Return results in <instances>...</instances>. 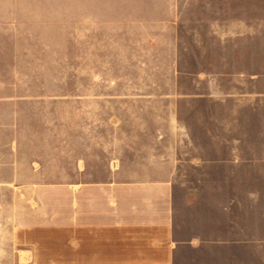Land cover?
<instances>
[{"label": "crops", "instance_id": "0c3cea01", "mask_svg": "<svg viewBox=\"0 0 264 264\" xmlns=\"http://www.w3.org/2000/svg\"><path fill=\"white\" fill-rule=\"evenodd\" d=\"M190 14L86 0L78 55L71 8L0 0V262L221 264L228 245L236 264L221 226L264 192L244 180L264 179V74Z\"/></svg>", "mask_w": 264, "mask_h": 264}, {"label": "rangeland", "instance_id": "374dc122", "mask_svg": "<svg viewBox=\"0 0 264 264\" xmlns=\"http://www.w3.org/2000/svg\"><path fill=\"white\" fill-rule=\"evenodd\" d=\"M147 1V0H145ZM41 7L61 9L62 21L67 18L68 8L76 12L78 55L83 54L84 40V8L86 0H23ZM170 6L167 4L166 7ZM174 7L180 8L186 15L187 22L200 23L206 26V40H222L220 50L222 56L236 52L238 70L259 72L264 74V0H174ZM72 13V12H71ZM212 26L215 28L213 29ZM230 44V48H228ZM228 52V54H227ZM83 57V56H82ZM83 60V59H82ZM78 59L75 102L78 107L76 123H84V75L83 63ZM81 67V70L79 69ZM264 80V78H263ZM67 83V81H66ZM74 81L71 80V93ZM69 92L68 84H65ZM242 180V179H240ZM252 189L262 188L264 179H244ZM260 186V187H259ZM237 208L232 218H226V227L222 232L233 233L238 237L233 251L236 253V264H264V192L237 195ZM234 217V218H233ZM230 223V224H228ZM229 225V228H228ZM230 229V230H229ZM229 246H222V254L228 252ZM221 256V264H227L228 258ZM228 255V254H226ZM3 260L0 264H8Z\"/></svg>", "mask_w": 264, "mask_h": 264}]
</instances>
